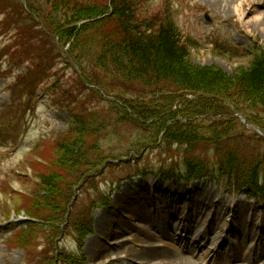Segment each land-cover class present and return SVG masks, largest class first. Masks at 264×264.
<instances>
[{
	"label": "rangeland",
	"instance_id": "374dc122",
	"mask_svg": "<svg viewBox=\"0 0 264 264\" xmlns=\"http://www.w3.org/2000/svg\"><path fill=\"white\" fill-rule=\"evenodd\" d=\"M139 1L138 9L143 18L149 19L160 14L159 17H168L175 24L182 42L188 41L191 45L188 58L189 64L193 67L221 70L228 78L239 77L241 73L249 70L250 50L256 46L264 51V0ZM258 17L261 18V24H255ZM6 42L7 38L0 39V49ZM8 44L12 45L11 41ZM68 48L69 46L64 48V53ZM66 58L68 57L63 54L61 62L56 60L50 71L51 78L48 79H51L50 85L48 88H40L46 92L39 94L35 109L27 119L29 128L25 137L16 144L14 141L0 142V229L6 232L7 226L2 228L4 223L25 219L23 208L27 205L28 195L40 190L37 186L38 177L41 174H48L52 170L51 166H55L63 159L53 144L42 153L44 164L31 166L27 160L32 148L41 146L42 143L37 144L42 139L63 134L70 113L87 117L91 109L109 107L107 102L109 98L104 95L106 92L101 88L110 89L111 84L120 89L126 100L130 101L128 107L123 102L119 103V106L128 108L127 120L121 125L118 121V124L107 123V130L104 133L99 128L97 142L91 140V144H97L101 150V156L104 158L102 168L98 171L83 169L82 176L76 177L73 173L69 180L79 179L72 190L73 192L77 190L78 193L73 209L84 215L85 220V212L91 210L96 203L100 204L99 200L106 195L110 196L113 204L119 209L120 217H111L105 209L95 211L93 214L95 233L84 241L83 249L78 247V238L71 232L61 239L60 249H65L67 253L77 252L86 260L83 264H195L196 260L209 263L216 259L214 247L201 249L202 252L199 253L201 259H193L191 257L193 254L187 256L179 251L185 244L175 243L173 237H178L183 227L192 234H201L203 230H208L210 236L218 234L220 241L226 239L230 231H236L238 234L237 236L235 234V238L229 239L231 242L238 244L247 238L249 243L254 233L264 228V203L253 204L254 201L242 193L230 190L225 181L205 180L192 185L184 192L183 185L176 186L175 181L167 182L163 178L154 181L150 172L166 173L175 170L176 174L184 173L185 160L182 153L185 151L190 153L191 160L205 159L211 166L217 162L215 152L203 146L202 149L194 147L192 150L190 146L179 147L166 142L164 132L155 134L157 131L155 120H159L156 102L160 97H150L147 92L135 85L124 86L121 81H114L110 78L111 75L101 71L97 72L102 77L101 85L94 87L88 84L82 87L77 66L80 63L71 65ZM6 63L2 65L0 63L2 74L7 70ZM22 86L21 83L19 87ZM5 87V82L0 79V109L7 103V96L2 94ZM91 89L99 91L106 101L88 93ZM17 98L19 100V97ZM194 98L191 95L187 97L188 100ZM28 101L23 102L27 104ZM30 101L32 102V99ZM178 103L172 109V113L179 110ZM145 109L150 112L147 113ZM234 110L232 108V111ZM235 113L240 125L234 131L245 133L249 130L258 135L256 130H251V127L243 123L241 118H245L244 116L236 111ZM106 116L102 114L101 118L104 119ZM176 116L180 118L177 113ZM116 119L114 116V120ZM177 120L183 125H188L185 119ZM216 120H221L220 116L195 117V121L199 123V132L205 134H208V128ZM173 121L167 124L166 130ZM252 127L258 129L256 126ZM258 137L264 138L260 135ZM261 153L264 154V142L261 144ZM261 172L264 173V168ZM88 175L96 176L94 184L85 183ZM156 186L163 190H156ZM181 193L183 197L178 201ZM208 195L211 197L216 195L218 200L225 197L232 207L241 204L240 210L237 206L234 207L235 214L239 211L234 221L229 215L231 208L228 207L227 201H217L214 198L213 204L220 208L217 214L223 219L217 220V208L207 200ZM72 216L73 212L70 221L72 225L75 223L81 225V220L84 223L82 216L74 219ZM253 219L252 226L250 223ZM219 222L223 224L217 229L220 224L216 223ZM7 235L8 233L0 234V264H42L43 258L52 255L50 248H47L45 233L37 235L30 256L23 250L13 248L11 239L5 241ZM261 238L264 239V232ZM225 241L221 246H227L225 244L227 240ZM210 244L208 243L209 246ZM253 244L254 242L250 243V246ZM256 245L259 247L256 257H259L262 253L260 247L263 249L264 244L257 241ZM45 251L47 253L44 254ZM238 264L255 263L248 260ZM257 264H264V261L260 260Z\"/></svg>",
	"mask_w": 264,
	"mask_h": 264
},
{
	"label": "trees",
	"instance_id": "16d2710c",
	"mask_svg": "<svg viewBox=\"0 0 264 264\" xmlns=\"http://www.w3.org/2000/svg\"><path fill=\"white\" fill-rule=\"evenodd\" d=\"M139 2L0 0V38L11 36L10 39H14L13 46L4 47L5 55H11L13 66L23 68L28 63L24 67L26 72L18 76L15 84L22 83L23 87L18 91L15 86L14 93L20 97L29 96V103L34 91L48 83L46 80L51 78L50 71L56 60L61 62L64 54L68 63H80L77 66L82 87L101 85L102 77L97 73L101 71L124 86L135 85L150 97H160L156 102L159 120H155V134L164 132V140L179 147L190 146L193 150L203 146L215 152L217 162L213 166L205 159L191 160L187 151L182 153L187 175L192 179L215 174L227 178L230 186L238 190L262 191L260 178L264 154L261 144L264 138L249 130L245 133L234 130L240 125L235 118L236 111L250 126H256L264 133V51L258 47L250 51L249 70L239 77L228 78L221 70L193 67L188 58L191 45L188 41L182 42L175 24L168 17H159L160 14L143 18L138 9ZM109 88H101L109 98V107L91 109L87 117L73 115L68 130L54 142L63 159L52 165L48 174L38 177L40 190L27 197L23 209L29 221H26V227H19L11 246L30 256L37 235L47 234V248L52 255L43 258L42 264L85 263L80 254L59 251L57 241L71 232L76 234L78 247L82 249L85 239L92 234L93 210L111 205L109 199L103 197L100 204L96 203L85 212L86 220L72 206V219L82 216L84 223L81 220V225H72V212L66 219L74 197L72 190L79 180L69 178L73 173L76 177L82 176L83 169L98 171L103 166L101 150L97 144H91V140L97 142L99 128L104 133L109 123L121 125L127 120L128 108L119 103L128 107L130 101L114 85ZM88 93L106 101L99 91L91 89ZM190 95L195 98L188 100ZM176 103L180 108L172 113ZM176 113L180 118H176ZM102 114L107 116L103 119ZM197 115L220 116L221 120L213 122L205 134L199 132V123L195 121ZM177 119L187 120L188 125ZM171 121L173 124L166 130ZM89 175L93 179L87 177L85 183L94 184L96 176Z\"/></svg>",
	"mask_w": 264,
	"mask_h": 264
},
{
	"label": "bare ground",
	"instance_id": "6f19581e",
	"mask_svg": "<svg viewBox=\"0 0 264 264\" xmlns=\"http://www.w3.org/2000/svg\"><path fill=\"white\" fill-rule=\"evenodd\" d=\"M255 20H256L255 24H258V23L261 24V18H260V17L256 18ZM262 24H263V23H262ZM235 207H236V206H235ZM227 211H228V210H226V213H227ZM205 237H206V233H203L202 238L205 239ZM216 241H217V237L214 238V239H210L208 243H209V244H210V243H211V244H214ZM225 242H226V241H225ZM211 244H210V245H211ZM225 244L227 245V243H225ZM241 256H245V254H241ZM240 259H242V258H240ZM235 261H236V260H235Z\"/></svg>",
	"mask_w": 264,
	"mask_h": 264
},
{
	"label": "water",
	"instance_id": "95a60500",
	"mask_svg": "<svg viewBox=\"0 0 264 264\" xmlns=\"http://www.w3.org/2000/svg\"><path fill=\"white\" fill-rule=\"evenodd\" d=\"M243 121H245V120L243 119Z\"/></svg>",
	"mask_w": 264,
	"mask_h": 264
}]
</instances>
